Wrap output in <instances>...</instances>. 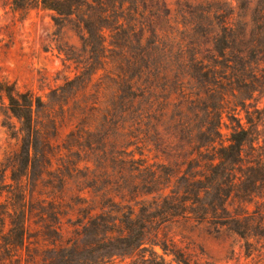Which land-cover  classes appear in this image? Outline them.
<instances>
[{"label":"rangeland","instance_id":"1","mask_svg":"<svg viewBox=\"0 0 264 264\" xmlns=\"http://www.w3.org/2000/svg\"><path fill=\"white\" fill-rule=\"evenodd\" d=\"M165 1L173 19L170 24L158 21L157 25L170 36L159 51L171 57L165 67L168 78L146 90L141 102L146 112L144 126L133 134L128 113L118 119V124L108 117L110 111L113 113V73L122 62L121 52H106L103 59L85 49L77 24L58 26L54 12H18L10 0H0V83L15 85L21 92L31 91L45 103L57 105L63 99L53 91L81 72L97 73L90 100L99 108L97 131L81 141L80 149L76 146L78 139L70 137L74 127L69 119L54 141L52 163L43 165L38 158L30 168L25 179L32 212L28 240L17 250L0 241V264H96L99 256L107 253L96 247L97 238L87 228L86 216L99 213L101 208L114 217L132 210L138 219L150 222L146 251L126 258L110 253L105 264H163L152 255L154 242H174L191 264H264V241L256 239V160L264 163V87L256 85V65L252 70L245 65L237 68L236 74L245 78L239 88H221L200 78L195 70L183 67L178 59L180 52H186L187 59L195 53L203 58L209 56L211 45L205 22L194 11L195 5L204 0ZM251 1L255 6L259 0ZM139 9L146 13L142 3ZM132 20L133 30L144 23L140 18ZM136 36L132 37L129 56L141 66L145 52ZM124 65L126 70L129 64ZM128 71L133 77L135 71ZM239 101H246L245 109L236 107ZM7 107V100L0 95V170L21 147L19 121ZM218 112L223 113L221 138L215 139ZM247 112L252 127L246 124ZM234 116L252 135L244 146L236 179L221 182L227 225L214 219L201 223L196 214L210 213V207L204 206L216 202L217 191L212 188L209 195L202 193L199 205L194 204L195 194L210 187L206 179L211 177L210 160L217 157L215 148L221 142L229 144ZM88 143L94 144L93 150L85 148ZM133 152L136 160H142L139 154L144 153L147 164L160 176L159 184H149L148 172L135 171L138 166L130 164ZM10 176L11 169L5 181L0 178L3 204L12 196L10 187L15 186ZM193 180L198 182L190 184ZM155 251L163 256L165 264H177L160 247Z\"/></svg>","mask_w":264,"mask_h":264},{"label":"trees","instance_id":"2","mask_svg":"<svg viewBox=\"0 0 264 264\" xmlns=\"http://www.w3.org/2000/svg\"><path fill=\"white\" fill-rule=\"evenodd\" d=\"M10 1L13 9L18 12L29 13L40 9L54 12L58 26L77 24L82 33L80 39L85 49L96 52L103 59L106 52H121L122 62L113 73L115 80L113 113L110 111L108 117L110 116L112 121L118 124V119L128 113L132 119L130 131L136 134L142 130L146 112L142 109L141 102L145 99L146 90L155 86L156 82L168 78L165 67L171 57L167 52L159 51L166 38L170 36L157 25L158 21L170 24L173 19L172 11L165 0ZM149 2L151 6H148ZM140 3L146 6V13H141ZM194 8L196 16L205 22L206 36L211 45L209 56L203 58L201 54L195 53L192 59H187L185 55L187 53L180 52L179 63L185 68L195 70L205 81L221 85V88L228 85L231 88L234 85L241 87L245 78L236 74L239 70L237 68L245 65L252 70L256 65V85L263 88L264 68L260 70V66L264 64V0H259L255 6L251 0H230V3L226 0H204ZM133 17L144 21V23L140 22L142 24L138 28L134 26L136 28L134 30ZM154 19L157 21L154 22ZM136 34L139 47L144 48L143 52H145L141 58V66L132 62L129 56L132 37ZM124 62L133 68L128 66L125 70ZM128 70L135 71L133 77L129 76ZM96 75L97 73L81 72L64 87L53 91V95H59V98L63 99L57 105L45 103L41 97L31 91L21 92L15 85L0 83V95L7 100L9 113L19 121L18 133L21 137L20 151L5 168L0 170L1 181H5L6 173L11 169L10 179L15 184L14 187H10L9 193L12 196L5 204L1 203L0 196V241L11 249L24 247L29 236L32 215L29 211L31 201L27 200L26 192L29 170L38 158H41L43 165L52 163L56 147L54 141L60 136L64 121L71 119L74 128L70 132V137L78 139L76 140L78 149L82 147L81 141L97 131L99 108L96 102L90 100L91 84ZM232 96L237 97L234 93ZM223 99L221 101H224ZM246 105V101H239L236 107L241 106L245 109ZM236 111L237 109L233 110ZM218 113V120L213 130L215 139L221 138L223 113ZM246 119V124L252 127L253 121L249 118L248 112ZM231 121L233 124L228 139L229 144L226 146L221 142L219 148H215L217 157L210 160L208 166L211 177L206 179L210 182V187L195 194L194 204L199 205L202 193L209 195V189L212 188L217 191L216 202L204 206L210 207V213L196 214L197 221L201 223L214 219L222 222V226L227 225V220H224L226 209L222 194L224 192L220 189L223 188L221 182L224 179H236L235 173L242 163L244 146L251 141L252 135L251 130L246 128L241 119L234 116ZM138 140L140 141V138ZM210 142L215 143L213 140ZM85 148L93 150L94 144L88 143ZM135 155L133 152L130 160L133 167L138 166L135 171L148 172L151 177L149 184H159L160 176L152 170V165L147 164L148 159H145L144 153L139 154L142 160H136ZM193 178L195 179V176ZM197 182L189 181L190 184ZM107 199L105 198L106 202ZM104 209L101 208L96 214L87 213L86 216L88 219L86 226L97 238L96 247L107 253L101 254L96 264H105L110 253H113V256L126 258L136 252L146 251V231L150 222L138 219L132 210L129 214L123 213L114 217ZM256 239L264 241V163L261 160H256ZM155 247H160L164 255H172L177 264H191L185 254L177 250L174 242L171 245L167 242L151 244L152 255L165 264V259L155 251Z\"/></svg>","mask_w":264,"mask_h":264}]
</instances>
